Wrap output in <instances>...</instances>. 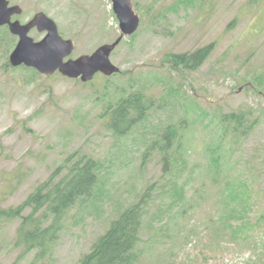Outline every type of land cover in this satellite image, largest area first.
<instances>
[{"label":"rangeland","instance_id":"obj_1","mask_svg":"<svg viewBox=\"0 0 264 264\" xmlns=\"http://www.w3.org/2000/svg\"><path fill=\"white\" fill-rule=\"evenodd\" d=\"M134 1L139 28L111 54L120 72L88 83L11 65L17 38L0 27V205L20 204L80 151L99 160V183L91 200L68 213L45 264H78L152 185L137 264H264V0ZM10 3L23 8L22 22L39 11L53 18L75 41L73 58L121 33L111 0ZM45 34L30 32L35 40ZM208 44L197 68L169 61ZM138 89L154 100L138 125L144 132L118 136L104 108ZM172 123L177 136L165 170L160 141ZM153 218L159 229L149 226ZM19 222L0 223V264L32 262L16 246Z\"/></svg>","mask_w":264,"mask_h":264},{"label":"trees","instance_id":"obj_2","mask_svg":"<svg viewBox=\"0 0 264 264\" xmlns=\"http://www.w3.org/2000/svg\"><path fill=\"white\" fill-rule=\"evenodd\" d=\"M211 46L212 44H208L192 52L169 55V61L173 67L197 68L211 53ZM153 104V98L138 89L118 98L114 103H108L102 114L106 116L107 126L114 134L124 136L138 128L137 132L142 133L137 135H141L144 131L139 128L143 127L138 125L149 116ZM227 117L235 116L229 114ZM162 132L160 145L166 151L163 164L164 169L168 170L173 151L170 148L174 145L177 128L172 123ZM181 144L184 145L182 139ZM99 168L100 162L94 156L80 151L70 153L61 166L37 185L20 204L10 207L0 205V223L16 219L20 221L16 246L21 249L23 255L32 254L31 264H45L49 261L68 213L77 205L93 198L99 183ZM151 189L153 185L110 221L105 232L98 236L90 250L80 257L78 264H137L140 261L144 254L142 245L145 241V218L155 198V195L151 196ZM174 207L170 206L171 209ZM157 216L159 219H167L163 210H160ZM154 218L148 224L151 228L159 229L154 226ZM215 227L218 231L222 230L218 225Z\"/></svg>","mask_w":264,"mask_h":264},{"label":"water","instance_id":"obj_3","mask_svg":"<svg viewBox=\"0 0 264 264\" xmlns=\"http://www.w3.org/2000/svg\"><path fill=\"white\" fill-rule=\"evenodd\" d=\"M116 13L121 34L112 42L100 45L93 53L71 57L76 48L73 39L64 38L57 22L43 11L37 12L28 22L19 19L12 20V16L22 13L20 5H10L9 0H0V26L9 24L13 34L19 40L10 54L11 65H25L38 72L52 76L59 72L72 79H80L87 83L96 74L111 76L120 72V67L111 60V54L125 36L134 34L141 23L139 14L133 7L132 0H111ZM37 28L45 32L40 40H35L30 32Z\"/></svg>","mask_w":264,"mask_h":264},{"label":"flooded vegetation","instance_id":"obj_4","mask_svg":"<svg viewBox=\"0 0 264 264\" xmlns=\"http://www.w3.org/2000/svg\"><path fill=\"white\" fill-rule=\"evenodd\" d=\"M133 1V7H134V9H135V11L138 13V7H137V5L138 4H136V2L134 1V0H132ZM9 2H10V0H9ZM10 5H15V4H11L10 3ZM22 8V7H21ZM22 12H23V8H22ZM139 14V13H138ZM22 15V13L21 14H16V15H13L12 16V20H17V19H19L21 22H22V20H21V16ZM140 15V14H139ZM26 22H28V21H26ZM23 23H25V22H23ZM0 27H2V28H4L8 33H10L13 37L15 36L16 38H17V42H18V40H19V36L18 35H15V34H13L12 32H11V30H10V27H9V24H5V25H2V26H0ZM34 29H36V28H34ZM33 30V29H32ZM31 30V31H32Z\"/></svg>","mask_w":264,"mask_h":264}]
</instances>
